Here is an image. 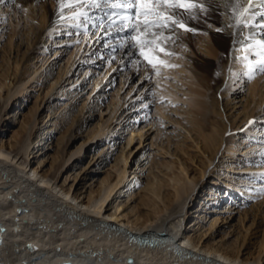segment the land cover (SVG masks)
I'll return each mask as SVG.
<instances>
[{
    "label": "rangeland",
    "instance_id": "rangeland-1",
    "mask_svg": "<svg viewBox=\"0 0 264 264\" xmlns=\"http://www.w3.org/2000/svg\"><path fill=\"white\" fill-rule=\"evenodd\" d=\"M0 18L2 149L29 137V167L56 176L80 200L115 182L123 151L130 154L125 179L103 209L117 208L122 222L173 203L165 204L158 186L174 200L176 176L194 179L182 231L264 264V178L249 175L264 173V74L249 79L241 68L219 95L233 132L228 144L214 146L209 136L222 119L210 109L202 117L196 103L207 92L181 53L153 62L155 71L135 70L73 22L43 31L36 14L5 7ZM140 131L142 140L129 144Z\"/></svg>",
    "mask_w": 264,
    "mask_h": 264
},
{
    "label": "bare ground",
    "instance_id": "bare-ground-1",
    "mask_svg": "<svg viewBox=\"0 0 264 264\" xmlns=\"http://www.w3.org/2000/svg\"><path fill=\"white\" fill-rule=\"evenodd\" d=\"M194 2L203 4L206 12L197 13V19L189 21L194 31H182L179 39L167 47L166 52H171V55L159 51L164 47L159 41L166 34L152 38L153 43L144 51L152 62L158 63L171 59L176 53L185 57L190 73L207 92L205 100L198 99L196 103L202 107V117L210 109L222 119V126L215 128L209 136L214 146L221 147L225 140L228 144L232 133L227 138L225 135L229 129L233 132V126L227 123L220 96L231 89L240 69L246 70L248 61L243 57L247 55V44H255V40L250 39L244 45L235 43L242 37L236 34L237 29L228 25L235 24L232 10L237 0ZM240 2L241 10L247 7V0ZM72 3L73 0H61L58 6L57 0H17L16 5H13L6 0L0 8L11 9L16 15L18 12L36 14L40 18L38 25L43 26V31L61 28L67 22L76 21L62 23L57 16L58 7L68 17L71 11L75 15L84 12L96 17L104 15L98 10L93 12L86 5L72 7ZM254 3L264 7L259 5L258 0H254ZM95 23L99 24V19ZM218 28L220 31H217ZM88 29L92 38L101 35L100 28L93 29L91 23ZM140 35L146 36L144 33ZM242 35L250 37V30L244 29ZM97 40L106 42L102 36ZM145 40L141 38V43ZM108 41L113 44L122 42L113 37ZM199 48L208 56L200 55ZM113 56L117 58V63H121L123 52L117 50L111 53ZM124 59L128 60L127 57ZM130 64L135 70H151L136 59H132ZM106 129L102 126L99 133ZM136 137L142 140L143 131L132 134L129 144ZM29 149V137L25 140L21 138L9 149L0 147V228L4 229L0 231V264H48L63 258L81 264H261L249 256L243 257L240 249L202 242L200 237L182 231L188 199L197 185L194 179L176 176L178 183L174 200L161 194V186H158V193L165 204L166 199L173 203L155 206L153 213L137 215L122 222L116 215L117 208L111 213H106V210L103 212V209L110 205V198L125 179L130 154L123 151L115 182L108 180L97 195L83 196L80 200V193H72L71 188L65 189L58 183L56 176L37 171V168L31 169L26 159Z\"/></svg>",
    "mask_w": 264,
    "mask_h": 264
},
{
    "label": "snow or ice",
    "instance_id": "snow-or-ice-1",
    "mask_svg": "<svg viewBox=\"0 0 264 264\" xmlns=\"http://www.w3.org/2000/svg\"><path fill=\"white\" fill-rule=\"evenodd\" d=\"M9 2L16 5L17 0H9ZM5 3L6 0H0V5H5ZM57 3L59 6L61 0H57ZM258 3L260 6H264V0H258ZM85 5L93 12L97 10L104 12V15L96 17L84 12L68 17L58 7L56 10L57 16L62 23L68 20L78 21V23L72 24L71 27L81 29L82 34H87L90 23L93 27H99L101 35L97 38L100 39L102 36L105 39L104 46L110 49L111 53H116L117 50L123 52L121 64L131 63L132 59H136L139 64L150 67L153 71H155L156 65L153 64L152 59L144 51V48L153 43L152 38L160 34H166L164 39L159 41V44L164 45L159 51L166 52L167 47L179 39L182 31H194L189 21L196 20L197 13L204 14L206 12L204 5L194 2V0H73L71 6L83 7ZM236 13H239V15L237 16ZM140 17L143 19H139ZM232 18L235 20V24H230L228 27L237 29L236 34L242 37L235 41L236 44L244 45L250 39L255 40V44H247V55L243 59L247 60L248 63L243 74L249 79L254 74H264V7H258L254 0H247V7H243L241 10V2L237 0L232 10ZM97 19L100 21L99 24L95 23ZM244 29L250 30V37L242 35ZM217 31H220V29L218 28ZM140 33H144L149 39L141 43ZM109 37L122 42L113 44L108 41ZM257 37L260 38L257 39ZM129 48L131 51H124ZM240 50L237 49V51ZM166 54L171 55L172 53L166 52ZM124 57H127L128 60L125 61ZM255 57L262 58L256 59ZM112 58L115 59L114 56ZM236 59H241V57ZM148 106V104H145V107ZM256 123L255 118L248 121L249 126ZM262 164H264V159H262ZM249 175L264 178V173ZM261 191H264V189H261ZM0 231H4V229L0 228Z\"/></svg>",
    "mask_w": 264,
    "mask_h": 264
}]
</instances>
